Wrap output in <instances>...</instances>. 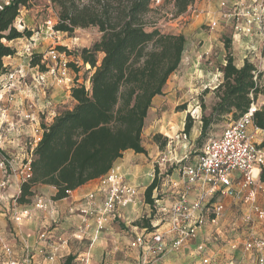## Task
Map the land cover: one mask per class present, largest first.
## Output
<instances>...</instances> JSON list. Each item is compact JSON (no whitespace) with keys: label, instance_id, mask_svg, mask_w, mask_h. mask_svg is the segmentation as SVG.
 I'll use <instances>...</instances> for the list:
<instances>
[{"label":"trees","instance_id":"1","mask_svg":"<svg viewBox=\"0 0 264 264\" xmlns=\"http://www.w3.org/2000/svg\"><path fill=\"white\" fill-rule=\"evenodd\" d=\"M34 1L7 0L0 5V76L9 71L3 59L16 54L4 42L32 35L26 30L19 32L12 24ZM46 1L57 9L55 32L72 35L77 29L96 28L100 38L79 54L94 70L88 81L90 87L75 81L70 89L73 108L57 115L50 124L41 125L40 140L31 154V178L21 184L18 204L30 202L35 186L53 187L56 194L52 200L65 199L80 186L106 175L127 150L146 154L142 133L148 111L179 69L186 43L182 34L165 33L157 23L148 24L147 16L160 7L155 6V0ZM195 1L172 0V19L185 14ZM58 50L65 52L64 48ZM225 50V64L219 68L222 82L213 90L215 103L210 114L201 118L200 139L223 117L231 116L236 121L259 97L264 98V70L259 71L247 59L237 68L229 40ZM99 54L102 58L98 65ZM29 67L47 71L40 54L31 56ZM254 125L264 130V103L254 114ZM192 127L193 120L187 116L183 134L188 136ZM160 137L155 135V141ZM165 145L166 140L159 146ZM260 148L264 151V138ZM156 188L157 181L153 180L145 189L144 201L150 206L154 205L152 192ZM146 225L144 229L152 230ZM67 261L65 264L71 263Z\"/></svg>","mask_w":264,"mask_h":264},{"label":"crops","instance_id":"2","mask_svg":"<svg viewBox=\"0 0 264 264\" xmlns=\"http://www.w3.org/2000/svg\"><path fill=\"white\" fill-rule=\"evenodd\" d=\"M220 1L235 0H196L194 2V5L202 11V15L196 19L190 18L192 20L190 23L184 22V24L180 27L181 30H183L182 35L186 39L182 54V61L179 67L180 70L182 69V71H184L191 70L195 67L197 68L199 66L198 59H201V56H205L208 54V52H210L208 49L206 52H203L201 55H199L196 53V51H193L194 49L192 51L190 50L194 48L195 42L193 40L195 38V32L200 30L204 24L207 26L208 24L205 23L206 21L208 22L209 20L218 16V6ZM4 2L5 1L3 0V3ZM179 21L180 19L175 20L173 22L175 23L173 26H177L176 24L179 23ZM217 28L218 29L215 30V33L211 31L213 32L210 34V40L212 41H217L216 38L220 37V35L224 33L222 32V29H220L222 27L219 26ZM229 39L231 41L230 52L233 58V63L237 68H241L246 58H249L251 63H253L259 71L264 70V38H262V36L255 35L250 38H245L242 41L233 38ZM219 44L223 45L221 41ZM24 48L25 45L19 50L14 48L16 50L15 56L13 58H4V66L8 67L9 71H15L21 66L20 69L24 70L27 75H34V73H36L35 70L30 69L27 62L25 61L27 60V57L25 55ZM36 53L40 54L41 52ZM223 53L224 54H222V57L225 58V49L223 50ZM99 57L101 59L102 55L99 54ZM16 58H21L19 61L22 63L16 61ZM23 63H25L26 66H24ZM224 64L225 60L223 61L222 66ZM195 72L198 71L196 70ZM174 76L175 75L172 74L169 80L171 78L173 79ZM217 77L218 80L216 81L218 83L215 86L209 85L207 87L206 85H201L200 87H193V89L190 90L191 95H193V93L198 94L199 92L203 94L204 91H207V93L202 98L206 102L209 101L210 105L213 106L215 103L213 90L222 82V73L218 72ZM169 80L164 87L163 94H165V88L167 89V87H170L167 86V84L170 82ZM21 88L23 87L18 86L15 91L20 90ZM186 89L187 88L184 89V93L186 92ZM34 91L31 93V91L28 90L26 93V90L23 89L21 91H17L19 93L16 92L18 94L17 100L8 105V122L5 123L4 129L1 132V147L5 144L4 148H8L9 150L8 153H6L4 150L3 152H5L7 156H13L12 160L16 166H19L21 161L27 160L30 157L31 148L26 145L25 142L29 144L33 141V138H37L35 135V130H37L39 136H41L42 124H50L57 115L63 111L71 110L75 105V102L70 97V90L65 91L59 86H54L50 97L46 100H44L39 89L35 91L36 93H34ZM160 97L161 96H157L153 99L152 106L154 101ZM261 99L263 104L264 98L261 97ZM187 102L188 99H185L184 103ZM150 110H152V107ZM150 110L148 111L145 126L149 118ZM193 130L196 134H199L201 130V123L195 122ZM158 133V131H153L151 136L153 137ZM8 137L14 138L15 141L18 140L17 138H21V140L25 142L18 146L13 140L14 142L12 141L13 144L11 143V149ZM143 147L146 150V154H136L131 150H127L112 167L125 183L138 189V196L136 200L126 207L120 208L118 210V217L113 219L106 218L102 231L97 234L92 243L90 241L91 237L94 236V230L96 229L97 221L95 214L102 210L106 199V192L109 189V186L105 185L104 183V176L87 182L86 184L69 193L67 198L58 201L52 200L53 196L56 194V190L53 187L35 186L32 188L34 196L30 199L28 204L16 203L20 193L21 183L18 176H8L6 187L0 191V262H3L2 264H8L10 260H15L18 262L25 261L29 262V264H54L55 262H66L67 260V262H81V257L85 254L89 256L90 264H99V262H121L123 258L122 251L126 241L119 242V235L115 233L118 231L114 229V224L116 220H118L117 222L120 221L121 223L131 226L133 221L138 218V207L144 206L145 208L146 206L144 201L145 189L152 183L155 176V170L152 165L142 164L143 158L150 157L149 148L145 147L144 145ZM197 159L198 158L195 159L193 164L186 166H193ZM175 161L176 160L174 159L170 164V167L173 164L174 166H177L178 162ZM186 166L178 168L177 176L168 177L169 180L166 182V184H168V188L166 192L168 194L170 193L174 199L169 205L163 202L165 205L158 206V212L161 214V216H166V214L169 213L172 205L181 196L185 197L189 203H194L203 192V190L198 186L189 187L187 190L184 188L183 178L180 179L179 174L183 168H186ZM262 177H264V175L261 176L258 188L255 190L254 203L248 202L246 200L247 194L242 193L238 196V198L228 197L223 199L224 205L226 201L229 200L233 203L239 202L244 206H249L251 210L253 206L258 207L260 210H264V179H262ZM0 180H5V174L1 168ZM166 184L163 186H166ZM155 191L156 189L153 190V192ZM155 202L157 206V202L159 201ZM37 204H42L43 208H36L35 205ZM83 210L91 211L94 215L85 216L82 213ZM24 212H26L29 216L27 218H23L21 222L16 223L14 218ZM199 214V212H195V217ZM202 215H204L203 212ZM254 216L258 220L264 221V219L257 217L256 214H254ZM84 221L88 226V228L85 230V237L83 239L87 241L86 244L82 243L83 240H77L74 237L77 229L83 228L85 226ZM218 221V219L212 221L210 225L216 226ZM158 225L159 223L152 226L154 227L153 231H164L168 226L167 222L164 224L162 223V228H160ZM131 228L133 230V236L128 242L127 247L130 251L136 252L135 264H137L140 260L139 250L133 246V242L137 235H140L144 232V229H138L135 226H131ZM198 231L199 234L200 230ZM251 233L254 232L251 231ZM114 236H117L116 240H114ZM196 238L192 240L187 247L191 255L194 256H197L196 253H194V250L197 251L198 247H201L202 250L203 247L205 248V245L202 243L196 246L191 252L192 249L190 248L192 247V242L195 241ZM248 238L249 236H246L240 243L232 242V244H229L230 250L236 251L241 247L243 251L248 252L244 248L245 242L248 240ZM262 239L264 238L262 237ZM4 245L10 247V255H7L4 252ZM84 248L86 252L80 254L77 258L73 259V257L70 256L72 250L74 251L75 249ZM249 253L255 255V262L232 261L228 262L227 264H258L257 259L259 254L256 252ZM134 255V252L128 254L129 257H133ZM262 255H264V252ZM205 257L210 258L208 255H203V257L198 259L197 262L192 263L199 264L200 261ZM184 263L186 264L188 262ZM159 264H173V262H160ZM211 264L216 263L212 262Z\"/></svg>","mask_w":264,"mask_h":264},{"label":"rangeland","instance_id":"3","mask_svg":"<svg viewBox=\"0 0 264 264\" xmlns=\"http://www.w3.org/2000/svg\"><path fill=\"white\" fill-rule=\"evenodd\" d=\"M2 4L3 0H0V5ZM155 6L160 7L157 9H153V11L147 16V22L149 25L157 23L158 28H160L165 33L175 35L182 34L183 30H181L180 27L184 24V22L190 23L192 21L191 19L184 17L172 19V0H160V3L155 4ZM177 19H180V24L177 23V26H173L175 24L173 22ZM48 22H51V25H48ZM56 22L57 9L46 0H35L32 3L30 9H22L20 11V16L12 24V26L19 32H22L24 30L30 31L33 35L31 36L34 42H31L30 38L27 37H23L10 43L4 42L8 46L16 48L18 50L20 48H23L24 45H31L32 52H35L33 54H37L36 52H41V55L51 49H54L59 55L63 56L61 57V60L65 62L66 66L64 75L62 74L64 68L62 62H57L55 64L48 63L46 65V69L49 68V70H54L55 75L47 74L45 76V84L39 86L40 93L43 92L42 95L44 100L50 97L51 91L54 86H59L66 91L70 90L74 85V82L76 81L78 84H84L87 89L90 87L88 81L94 70H91L89 65H86L82 62L79 54L82 49L90 48L100 38V34L98 33L96 28L77 29L72 35L55 32L54 30L53 34H51L50 27L54 26ZM205 23L208 24L209 21H206ZM220 27H222L220 29H222V32L224 33L221 34L220 37L216 38L217 41L210 40V34L213 32L215 33V30H217L218 28L211 30L204 24V26L200 28V30L195 32V38L193 40L195 42L194 48H192L190 51L194 49L193 51H196V53H198L199 55H201L203 52H206L208 49L210 50V52H208V54L205 56H201V59H198L199 66L197 68L195 67L191 70L184 71H182V69H178L174 73V78H171L169 80L170 82L167 84V86L170 87H167V89L165 88V94L154 101L152 110H150L149 118L142 134V144L145 147L149 148L150 157L143 158L142 164L153 166L155 170L154 180L157 181V188L156 191L152 193L154 205L150 206L145 203V208L144 206L138 207V218L135 219L131 224V226H135L138 229H144L143 227L147 226L146 224H148V226H151L152 228V230L150 231H153L154 227L152 226L156 225L157 223H159L158 226L160 228H162V223L164 224L167 222L168 225L170 221L169 213H167L166 216H161V214L158 212V206L165 204L169 205L174 199L170 193L168 194L166 192L168 188V184H166V182L169 180L168 177L177 176V170L179 167L193 164L195 159L198 158L201 154L205 143L210 138L220 135L227 124L233 120L231 116L223 117L220 122L211 126L204 139H200L201 130L199 134H196L193 130L195 122L201 123L202 116L209 115L212 106L210 105L209 101H204V99L202 98L204 97V94H201L199 92L198 94L193 93V95H191L190 90L193 89V87H200L201 85H206L207 87L209 85L215 86L218 83L216 80H218L217 76L219 68L222 66V63L225 60V58L222 57V54H224L223 50L225 49L226 41H230L229 38H232V32L229 27H227V25L222 24L220 25ZM220 41L223 43V45L219 44ZM58 48H64L65 52L59 51ZM20 59L21 58H16V61H19ZM97 59V64L99 65L101 59L99 56ZM29 60H25L28 64V67ZM19 63L22 62L19 61ZM23 65L26 66L25 63H23ZM20 67L18 69H20ZM33 70H35L36 73L40 74L38 69L34 68ZM196 70L198 72H195ZM31 76L34 75H27L23 82V85H21V87L23 88L17 91H21L23 89L26 90V93L28 90H30L31 93L34 91V89L32 88L33 81L31 79ZM58 80L69 81H67L65 84L60 83L59 85ZM185 88L187 89L184 93ZM36 90L37 89H35V91ZM17 91H11L13 102L17 100V93H19ZM35 91L34 93H36ZM185 99H188L187 103H184ZM257 104L258 106L262 105L261 97L258 98ZM187 116H189L193 120V127L188 136L183 134ZM153 131H158L159 133L157 135L161 136L158 142L155 141L154 136H151ZM17 139L18 140L15 141L14 138L8 137L11 149L13 140L18 146L25 142L22 141L21 138ZM164 140H166V145L164 148H160L159 145L162 144ZM25 144L28 145L27 142H25ZM4 147L5 144L1 149L8 153V148ZM3 150V155L13 161V156H7L6 153L3 152ZM174 159L176 160L175 162H178L177 166H174L173 164L170 167V164ZM163 160H165L166 162H163ZM24 162L25 160L21 161L19 166H16L14 164V170H7V173L11 177L14 176L16 173L15 171H17L16 176L19 177L21 184L24 182H22V177L18 172L19 167ZM7 178L8 176L6 177V179ZM179 178L182 179L181 172L179 174ZM165 184L166 186H163ZM155 201H159L157 202V206ZM16 203H18L17 200ZM254 214L255 212L253 208L251 210L249 206H244L239 202L233 203L229 200L226 201L224 205V211L219 218L215 219L213 215H210V211H204V218L206 222L199 229L200 233H197V238L195 237L196 240L192 242V247L190 249H192V252L196 246L202 243L205 245V248L203 247L202 250L201 247H198L197 251L194 250V253H196L197 256L191 255L187 247L189 246L190 242L195 239L194 238L185 247L179 249L178 251H168L161 262H173V264H185L184 262H188L186 264H193L192 262H197L198 259H201L203 257V255L210 256V258L208 257L211 260L210 264L212 262H215L216 264H227L228 262L232 261L255 262L254 254L243 251L241 247L239 248V250L231 251L229 247V244H232V242H242V240L246 236H249L248 239H250L252 236L261 239L262 237L264 238V221L258 220L254 216ZM217 219L219 221L216 226L210 225L212 221H215ZM117 221L118 220H116L114 224V229L118 231L115 233L119 235V242L126 241V244H124L122 251L123 258L121 262H99V264L136 263V252L130 251L127 247L128 242L133 236V230L130 225ZM251 231L255 234L251 233ZM116 237L117 236H114V240L117 239ZM86 242L87 241L85 240L82 241L83 244H86ZM85 252V248L75 249L74 251H71L70 256L75 259L80 254H83ZM132 252H134L135 255L133 257H129L128 254ZM2 263L3 262H0V264ZM54 264H65V262H55ZM71 264H90V262H71Z\"/></svg>","mask_w":264,"mask_h":264},{"label":"built area","instance_id":"4","mask_svg":"<svg viewBox=\"0 0 264 264\" xmlns=\"http://www.w3.org/2000/svg\"><path fill=\"white\" fill-rule=\"evenodd\" d=\"M159 3L160 0H155V4ZM218 7V16L209 20L207 25L211 30L223 24L229 27L233 39L243 40L255 35L264 38V0L220 1ZM201 15L202 11L193 4L182 16L196 19ZM50 23L48 22V25H51ZM50 28V33L53 34V26ZM32 36L30 41L34 42ZM31 47V45H26L24 48L27 60L33 55ZM61 57L63 56L51 49L41 54V63L46 67L48 63L62 62L64 65L62 74L64 75L66 66ZM246 59L250 61L249 58ZM54 73L55 71L49 70V68L45 73H35L34 76H31L32 88L39 89L40 85L45 84V76L47 74L55 75ZM26 77L27 74L21 69L8 71L0 76V168L5 174V180H0V191L7 185L6 177L10 176L7 170H12L14 167L13 161L2 153L1 132L5 123L8 122V105L13 102L11 91L23 85ZM67 81L69 80H58V84H65ZM257 109L258 104L252 103L238 120L228 123L220 135L210 138L205 143L193 166L181 170L184 188L187 190L189 187L198 186L203 192L194 203H189L185 197L181 196L172 205L169 211L170 221L166 230L147 231L145 229L142 234L134 238L133 246L139 250L140 256L137 264H159L168 251H178L185 247L196 237L198 230L206 222L202 212L210 211V215H213L215 219L221 216L224 211L223 199L238 198L240 194L246 193V200L250 203L255 202V190L258 188L261 176L264 175V151L260 148L264 138V130L254 125V114ZM35 135L37 138H33V141L28 144L31 148V154L35 144L40 140L37 130H35ZM30 161L31 155L19 167L18 173L22 177V182L31 178ZM163 162L166 161L163 160ZM15 172L16 176L17 171ZM104 183L109 186V189L106 192L102 210L95 214L96 229L94 236L91 237V243L102 231L106 218L118 217V210L133 203L138 196V189L125 183L113 168L104 175ZM35 207L43 208V205L37 204ZM253 210L257 217L264 219V210H260L256 206H253ZM195 212L200 214L195 217ZM82 213L85 216L94 215L88 210H83ZM28 216L24 212L16 216L14 220L19 223ZM87 228L85 223L83 228L77 229L74 237L77 240H83ZM244 248L248 252L258 253L257 263L264 264V255H262L264 239L252 236L245 242ZM3 250L7 255L11 254L9 246L4 245ZM81 262H89V256L83 255ZM210 262L209 258H203L199 264H210ZM8 264H29V262L10 260Z\"/></svg>","mask_w":264,"mask_h":264}]
</instances>
